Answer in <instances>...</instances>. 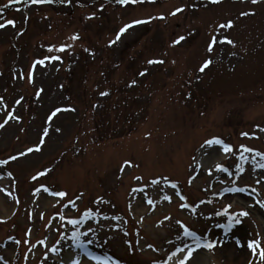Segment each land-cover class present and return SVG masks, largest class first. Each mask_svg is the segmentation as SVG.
Returning <instances> with one entry per match:
<instances>
[{
    "label": "rangeland",
    "instance_id": "obj_1",
    "mask_svg": "<svg viewBox=\"0 0 264 264\" xmlns=\"http://www.w3.org/2000/svg\"><path fill=\"white\" fill-rule=\"evenodd\" d=\"M15 1L0 0V123L8 112L19 117L0 129V160L18 157L0 165L8 202L0 203V264H63L76 230L108 264H166L177 248L195 247L177 221L214 244L199 248L206 264H264L247 248H264V160L240 159L241 145L264 153V0ZM137 20L145 22L110 43ZM61 45L70 47L56 51ZM44 128L41 151L20 157ZM212 138L232 151L213 146L219 152L207 156L201 145ZM240 211L248 215L228 229Z\"/></svg>",
    "mask_w": 264,
    "mask_h": 264
},
{
    "label": "snow or ice",
    "instance_id": "obj_2",
    "mask_svg": "<svg viewBox=\"0 0 264 264\" xmlns=\"http://www.w3.org/2000/svg\"><path fill=\"white\" fill-rule=\"evenodd\" d=\"M32 2L35 4V3H48V4H51L53 2V0H32ZM68 2L70 3L71 0H68ZM115 2L117 4H120V5H127L129 2H132V3H135L137 2V0H115ZM140 2H143V0H140ZM212 3H219L220 0H211ZM258 2V0H251V3L253 4H256ZM183 9L182 8H177L175 9V11H173L171 13V15H176L177 13L179 12H182ZM252 13H248V12H242L241 15L242 16H247V15H250ZM92 17H89V19H91ZM160 19H164L163 16L160 17ZM145 21H134L132 24H127L125 25L124 27H122L119 32L117 33L116 35V39L111 41L110 43L111 44H114L116 43L120 37L129 29V28H132L135 24H140V23H144ZM7 24L8 25H14V21L12 20H9L7 21ZM6 25L5 24H0V28H4ZM219 28L221 29H224V28H231L233 27V22L232 21H229L227 24H221L218 26ZM79 37L78 36H73L72 39H78ZM185 39L184 36H180L178 39H176L173 44H180L181 41H183ZM217 42V38L216 37H213V41L212 43L209 44L208 46V52L211 53L213 51V47H214V44ZM220 43H228V44H234L233 41L231 40H228L227 38L223 39V40H220L219 41ZM67 47H70V45H61L58 49H55L56 51H59V52H63L66 50ZM54 50V47L53 46H50L48 48V51L49 52H52ZM51 59H59V57H51ZM149 64H157V63H163L162 60H149L148 61ZM212 63L211 59L209 60H206L204 61V63L201 65V67L199 68V71L200 72H204L209 66L210 64ZM35 64L37 65H43L44 64V60H37L35 61ZM141 76L145 75L144 72H141L140 73ZM29 79V82H31V76L29 75L27 77ZM133 83H135L133 81ZM42 92V89L40 90V92H37V96H39ZM101 95H107V93H101ZM22 99V98H21ZM4 101H3V98H0V104H3ZM17 104H20L21 103V100H17L16 101ZM6 107V106H5ZM61 109H56L53 113H52V116L49 117V120L52 119V117H54L58 112H60ZM8 118L5 119L3 121V123H0V129L4 128L10 119H16V120H19V117H15L13 116V113L12 112H8ZM56 131H60V129H56ZM262 131H264V129H262ZM49 135V129L48 128H44L43 129V133L41 135V138H40V145L36 146V147H29L26 152H21L19 153V156L20 157H23V156H26L27 154L29 153H32L33 151H41V146L45 143V138ZM242 135L244 136H247L248 134L247 133H242ZM213 146H221L223 148V152L224 153H229L232 151V148L231 146L229 145H226L224 144V142L219 139V138H212V139H208L206 140L202 145H201V148L202 149H205L206 150V154L207 156H211L213 153H218L219 152V148H215ZM210 150V151H208ZM240 150H241V156H240V159L241 160H244L246 159V157L243 155V153H250V152H253L254 153V157L253 159L255 158V156H258L260 157L262 160H264V153H260L254 149H251V148H248L244 145H241L240 146ZM18 157L17 156H11L9 159H5V160H0V165H7L9 163V160H12V161H15L17 160ZM259 168H262L264 169V163H260L257 165ZM216 169L217 171H226V169H224L221 165L217 164L216 165ZM241 171H243V169H241ZM46 173L44 172H41L39 173L38 175H45ZM211 170H209V175H211ZM9 175H11V173H9ZM33 180L37 179L36 176L32 177ZM137 180H139L140 178L137 177L136 178ZM191 183V181H189ZM259 183V181H257ZM153 184H158V181H153L152 182ZM176 185L175 184H172V188H175ZM0 191H5V189H0ZM37 191H39V189H37ZM45 191H47V189H45ZM133 191H136V189H133ZM140 191H143V189H140ZM227 191H234V192H244L245 189L244 188H231V189H227ZM253 191H256V189H253ZM50 195L52 196H59V197H64L66 196V193L65 192H51ZM166 200L170 199V197H165ZM183 199V197H182ZM259 203V201H257ZM203 203V202H202ZM148 204H152V201L151 200H148ZM185 205H181V207H184ZM65 207H67L65 205ZM230 207V206H229ZM261 207H264V203L261 204ZM228 214V208L226 207L222 212H217L216 215H219V216H225ZM248 213L246 211H240L238 213H235L234 215L232 216H229V224L226 226L228 229H231L232 227V223L231 221H235L236 224H239L241 223V220L239 219V217H244V216H247ZM42 218V217H41ZM63 219V217H61ZM165 219H169L168 217H166ZM68 224H71V225H77L78 223H81V221L79 220H76V219H69L68 221ZM177 224H179L183 229H184V232L183 234L185 236H189V237H192L194 240H195V247H189L188 245H185V248H187V254L184 255L183 259H180L178 264H186V261H188L191 257H192V253L198 249V248H201V247H204V248H207V249H212L214 247V244L211 243V242H207V243H204L203 245L200 243V239L196 236V233L193 232V231H190L186 226H184L182 224V222L180 221H177ZM221 227H225L224 225H220ZM88 233L87 232H80L79 230H76V231H73L72 232V235L71 237H68L67 239H70L72 241V245L74 248H77V249H80L81 250V253H82V258H78V256L80 254H77L75 252H71V251H68V252H65V258L63 260V264H89V262L91 260H97V261H100V257L98 256H93L92 253L90 251L87 250V247H86V244L81 240V236H87ZM66 237L64 235H61L60 239L61 240H64ZM17 243H20L19 241H17ZM25 243H27V241H25ZM41 243L43 244L44 242L41 241ZM57 243H59V241H57ZM93 243L92 240H87V244H91ZM237 244H239V241H237ZM185 248H177V252H180V253H184L185 251ZM247 248L248 249H251L252 251V255L253 256H256L257 255V249H259V260L260 261H264V248H261L260 247V242L259 241H255V242H249L247 244ZM49 251L51 253H57L59 251L58 248H56L55 246L51 247L49 249ZM173 256L176 255V252H173L172 253ZM45 258L47 259V253L45 254ZM171 258V257H170ZM103 264H107V261L105 260L103 262Z\"/></svg>",
    "mask_w": 264,
    "mask_h": 264
},
{
    "label": "bare ground",
    "instance_id": "obj_3",
    "mask_svg": "<svg viewBox=\"0 0 264 264\" xmlns=\"http://www.w3.org/2000/svg\"><path fill=\"white\" fill-rule=\"evenodd\" d=\"M220 158H222V155H219ZM0 203L3 205L5 203H8L6 199L4 198H0ZM181 254H177V256H175L176 259H180ZM204 252L203 251H197L192 258L189 260V262L187 264H206L205 259H204ZM183 256V255H182ZM78 258H82V256H78ZM89 264H93L91 261L89 262Z\"/></svg>",
    "mask_w": 264,
    "mask_h": 264
}]
</instances>
